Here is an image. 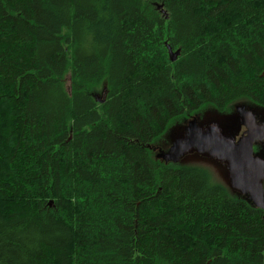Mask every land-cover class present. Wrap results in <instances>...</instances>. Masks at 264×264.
<instances>
[{"label":"trees","instance_id":"trees-1","mask_svg":"<svg viewBox=\"0 0 264 264\" xmlns=\"http://www.w3.org/2000/svg\"><path fill=\"white\" fill-rule=\"evenodd\" d=\"M239 101L264 0H0V264H264V206L152 149Z\"/></svg>","mask_w":264,"mask_h":264},{"label":"rangeland","instance_id":"rangeland-1","mask_svg":"<svg viewBox=\"0 0 264 264\" xmlns=\"http://www.w3.org/2000/svg\"><path fill=\"white\" fill-rule=\"evenodd\" d=\"M102 89L103 88L100 87L99 89H95L93 91L92 94L95 98L103 95L104 92ZM244 107L249 112L253 111L254 120L257 123H264V107L259 105H248V103L244 101H239L231 110L226 112L219 111L211 106H206L202 110L198 111V113H193L188 117H182L175 120L167 132L164 133L161 140L152 145V149L154 150L155 155H158L159 158L163 154L172 152L178 155L179 159L176 162L203 165L209 169L216 180L225 183L233 193L242 194L244 193L243 190L232 183L229 160L226 157L208 150L210 149V146L206 150H203L195 144H191L188 148L181 145L177 151H174L173 145L176 143V140H181L183 142L188 138L190 125L193 119L196 120L195 125L200 130L204 129L205 132H207L213 126L222 136H224V140L238 143V141L248 132V128L242 120L244 118L239 111L240 109H244ZM245 126L246 129L244 130ZM238 129L240 130L238 131ZM258 139H264V136L254 140L255 156L260 160H264V142H258ZM166 144L168 145L165 146ZM161 159L166 161V159L162 156ZM170 161L171 160L166 162L169 163ZM172 162L176 163L175 161Z\"/></svg>","mask_w":264,"mask_h":264},{"label":"water","instance_id":"water-1","mask_svg":"<svg viewBox=\"0 0 264 264\" xmlns=\"http://www.w3.org/2000/svg\"><path fill=\"white\" fill-rule=\"evenodd\" d=\"M169 56L172 61L178 59L181 54V48L173 49L168 45ZM97 100L101 99L96 97ZM240 114L245 120L248 128L247 134L238 141V143L226 141L224 136L215 128H211V137L208 133H203L196 127V120L191 122V129L188 133V138L183 142L176 140L173 145V150L177 151L181 145L188 148L191 144L198 145L201 149L206 150L211 146V151L226 157L230 165V177L232 183L239 187L243 192L248 193L249 196L258 206H264V188L261 179L264 177V160H260L255 156L254 140L264 136V123H257L254 120L253 111L249 112L245 109H240ZM264 139H258L261 141ZM166 153L161 155L166 161H177L178 155L176 153ZM160 156V158H161ZM157 157H159L157 155ZM52 205V201L50 202Z\"/></svg>","mask_w":264,"mask_h":264},{"label":"flooded vegetation","instance_id":"flooded-vegetation-1","mask_svg":"<svg viewBox=\"0 0 264 264\" xmlns=\"http://www.w3.org/2000/svg\"><path fill=\"white\" fill-rule=\"evenodd\" d=\"M225 112H226V111H225ZM194 113H198V112L195 111ZM191 114H193V113H191ZM191 114H190V115H191ZM188 116H189V115H185L184 117H188ZM242 120L244 121V124H245V120H246V119H245V120L242 119ZM173 123H174V122H173ZM173 123H171V124L169 125V127L167 128V130L170 128V126H171ZM245 125H246V124H245ZM212 127H213V126H212ZM212 127H211V128H212ZM190 129H191V127H190ZM198 129H199V128H198ZM245 129H246V126L244 127V130H245ZM167 130H166V132H167ZM199 130H200V129H199ZM239 130H240V129H238V131H239ZM201 132L204 133L205 130L202 129ZM205 133L210 134V137H211V129H210L209 131L205 132ZM243 133H244V132H243ZM242 135H243V134H242ZM237 138H238V137H237ZM237 140H239V139H237ZM263 141H264V140H263ZM258 142H259V141H258ZM260 142H261V141H260ZM235 143H236V142H235ZM167 145H168V144H166L165 146H167ZM208 150H211V146H210V149H208Z\"/></svg>","mask_w":264,"mask_h":264}]
</instances>
